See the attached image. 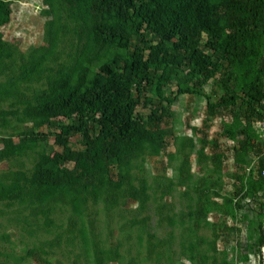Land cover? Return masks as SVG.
Returning <instances> with one entry per match:
<instances>
[{
  "label": "trees",
  "instance_id": "trees-1",
  "mask_svg": "<svg viewBox=\"0 0 264 264\" xmlns=\"http://www.w3.org/2000/svg\"><path fill=\"white\" fill-rule=\"evenodd\" d=\"M22 1L0 0V29ZM39 1L42 45L24 51L0 31V167L8 165L0 169V218L29 235L53 236L17 264H52L49 255L63 247L81 248L92 264L119 263L124 243L113 229L115 243L102 239L95 214L111 217L132 205L144 214L160 199L159 224L174 228L166 200L177 187L188 200L179 258L264 264V139L256 128L264 118V0ZM182 96L206 102L203 128L188 125L202 135L198 150L194 137L176 129L171 107ZM217 118L220 131L209 140L203 130ZM170 147L168 166L179 160L170 166L175 174L150 182L147 159ZM229 154L238 169L249 168L232 174L234 184L223 192ZM250 203L258 205L249 214ZM229 220L247 222L248 243L236 240L233 258L226 252L219 260L218 240L241 232ZM149 222L146 215L131 224L140 228V243L148 237L145 262L173 264L174 231L159 239ZM203 229L214 238L199 235ZM14 257L13 248H0V264Z\"/></svg>",
  "mask_w": 264,
  "mask_h": 264
},
{
  "label": "rangeland",
  "instance_id": "rangeland-1",
  "mask_svg": "<svg viewBox=\"0 0 264 264\" xmlns=\"http://www.w3.org/2000/svg\"><path fill=\"white\" fill-rule=\"evenodd\" d=\"M41 2L39 0H26L23 2H17L13 5V14L11 22L2 27L0 29L2 35L5 40L18 45L22 50L27 51L30 47L40 46L43 44V34H44V25H45V17L41 14ZM211 90L210 87L207 88V92L209 93ZM171 111L175 114V118L177 120L176 129L178 135H184L187 137H194L198 150L201 146L200 139L202 135L198 137L193 136L192 130H190L189 126H195L198 128H203V122L206 119V102L203 99L199 98H190L188 96L180 97L179 101L171 107ZM173 120L171 118L168 120L170 123ZM220 131V118H217L213 123L211 128L208 131L203 130L204 133L208 135L209 140L217 137V133ZM0 129V136L2 134ZM9 132V131H7ZM54 142V138H52V143ZM226 146H229L231 143H227L225 145L224 141L220 142ZM212 147H207V153H212ZM175 151L174 147H170L167 152H165L162 157L159 158H148L145 163L146 174L149 178L150 182L157 177L167 176L172 177L175 172L172 167H176L179 164V160L171 163L168 166L169 159L168 154L173 153ZM220 152V151H219ZM256 160L253 162L251 166L256 164ZM28 167L32 166V161H26ZM257 166V164L255 165ZM2 168L6 169L8 167L7 164L1 165ZM0 167V169H2ZM205 167V166H204ZM192 168L195 175L198 177L201 174L200 167L197 164V153L194 152L192 156ZM247 167L244 170L238 169L233 161V157L229 154L227 160L224 165L223 172V183L224 191L231 190L234 179L231 178V175L238 172L242 174L243 172L248 171ZM185 189L177 187L174 189L172 197L167 199L166 202L170 203V211L168 212L171 216H173L178 225L174 228L171 227L167 222H163L161 225L159 224V214L158 209L164 201L158 199L152 202L149 206L148 212L144 214H140L137 212V205L132 207H128L126 210L116 211L111 217H107L106 214L101 213L99 216L95 214V218L98 219L97 229L102 232V239L108 238V242L115 243L116 238L110 237L109 232L110 229L115 231L114 236L121 239L124 243L122 247L121 254L122 259L119 263L115 264H130V262L137 264L138 262H145V258L147 256V235L144 234V242L140 243L139 235L141 234L140 228L135 227L132 228L131 224L133 220H140L144 216L148 215L150 217L149 228L150 231L155 234L159 239H165L168 237L171 231H174L175 238L172 243L173 251L177 255L174 256L173 264H191L190 261L184 258H179V255L182 252L181 241L185 238L183 228L179 225L181 220L182 212H187V198L182 195ZM222 202V200H219ZM257 203H250L248 207V211L250 214V209H253L257 206ZM0 208H3V205L0 204ZM2 216L0 218V236L3 233L9 235V242L2 241L0 238V248H11L14 249L15 257L10 263L7 264H17L19 261V257L25 255V253L31 249L34 245H39L40 241H44L46 239H51L53 236L47 234L44 231H38L33 236L29 235V231L24 229L21 225H11L7 221V217ZM240 219V216H239ZM212 221H215V218L212 217ZM229 226L236 225L241 229L239 236L229 235L226 236L225 241L218 240L217 242V255L222 257V254L227 251L229 254V258H233V248L238 240L242 247L244 248L248 243V235H249V227L247 222L239 221L233 222L231 220L228 221ZM123 229V231H122ZM212 231L209 229H203L199 232V235L206 237L208 240H212L214 237L211 233ZM130 234L131 240L128 241L125 237ZM109 235V236H108ZM196 241L197 238L194 237L192 239ZM203 251L207 250V246L202 247ZM243 252H246L244 250ZM81 254L82 256L77 258V255ZM172 254V253H170ZM219 257V258H220ZM49 259H51L52 264H92L85 257V253L81 250V248L74 247H63L61 249H56L52 254L49 255ZM18 260V261H17ZM19 264H42L35 259L30 258V260L26 262H20ZM145 264H155L154 259L145 262Z\"/></svg>",
  "mask_w": 264,
  "mask_h": 264
},
{
  "label": "built area",
  "instance_id": "built-area-1",
  "mask_svg": "<svg viewBox=\"0 0 264 264\" xmlns=\"http://www.w3.org/2000/svg\"><path fill=\"white\" fill-rule=\"evenodd\" d=\"M263 104H264V101H263ZM256 128L261 136L262 139H264V118L259 120L257 123H256ZM263 157H264V152H263ZM262 176L264 177V169H262V172H261Z\"/></svg>",
  "mask_w": 264,
  "mask_h": 264
},
{
  "label": "crops",
  "instance_id": "crops-1",
  "mask_svg": "<svg viewBox=\"0 0 264 264\" xmlns=\"http://www.w3.org/2000/svg\"><path fill=\"white\" fill-rule=\"evenodd\" d=\"M26 1V0H25ZM23 2V1H22ZM225 239L226 238H224V237H222L220 240H223V241H225ZM225 244H226V241H225ZM218 245V244H217ZM227 251H225L223 254H222V257H220L219 255H218V259L220 260V259H222L223 258V256H224V254L226 253ZM209 255H211V254H209ZM220 257V258H219ZM213 263V259H207V261H206V264H212Z\"/></svg>",
  "mask_w": 264,
  "mask_h": 264
},
{
  "label": "water",
  "instance_id": "water-1",
  "mask_svg": "<svg viewBox=\"0 0 264 264\" xmlns=\"http://www.w3.org/2000/svg\"><path fill=\"white\" fill-rule=\"evenodd\" d=\"M261 251H262L263 263H264V246L262 247Z\"/></svg>",
  "mask_w": 264,
  "mask_h": 264
}]
</instances>
